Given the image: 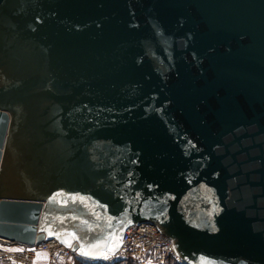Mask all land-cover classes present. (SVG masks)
Segmentation results:
<instances>
[{
    "label": "water",
    "instance_id": "water-1",
    "mask_svg": "<svg viewBox=\"0 0 264 264\" xmlns=\"http://www.w3.org/2000/svg\"><path fill=\"white\" fill-rule=\"evenodd\" d=\"M140 223L264 264V0H0V239Z\"/></svg>",
    "mask_w": 264,
    "mask_h": 264
},
{
    "label": "built area",
    "instance_id": "built-area-1",
    "mask_svg": "<svg viewBox=\"0 0 264 264\" xmlns=\"http://www.w3.org/2000/svg\"><path fill=\"white\" fill-rule=\"evenodd\" d=\"M14 244L17 243L0 239V264H71L73 256H79L71 247L54 238L32 245L18 244L13 247ZM127 258L136 264H163L168 258L176 264H185L177 256L171 239L150 223L130 225L124 232L121 246L114 253L92 262L103 264Z\"/></svg>",
    "mask_w": 264,
    "mask_h": 264
},
{
    "label": "snow or ice",
    "instance_id": "snow-or-ice-1",
    "mask_svg": "<svg viewBox=\"0 0 264 264\" xmlns=\"http://www.w3.org/2000/svg\"><path fill=\"white\" fill-rule=\"evenodd\" d=\"M55 199V197H53ZM77 199V198H73ZM83 200V198H79ZM55 234L58 239H62V242L65 243L68 247H71V240H75L76 236L73 233H67L64 235L62 238L60 233H53L52 231L49 230V235ZM68 237H71V240L68 239ZM121 237H117L115 234H112L109 238L108 241L105 243H100V244H92L88 247L81 246L79 251L82 255L89 256V255H102L105 258H107V252H101L98 251L101 248H107V251H115V248L119 246V240ZM111 244V246H109ZM39 256V254H37Z\"/></svg>",
    "mask_w": 264,
    "mask_h": 264
},
{
    "label": "trees",
    "instance_id": "trees-1",
    "mask_svg": "<svg viewBox=\"0 0 264 264\" xmlns=\"http://www.w3.org/2000/svg\"><path fill=\"white\" fill-rule=\"evenodd\" d=\"M85 262L89 263L90 261L75 255L72 258L71 264H84ZM95 264H98V263L96 262ZM103 264H136V262L132 259L127 258L121 261H114L111 263H103ZM163 264H176V263L172 258H168Z\"/></svg>",
    "mask_w": 264,
    "mask_h": 264
},
{
    "label": "rangeland",
    "instance_id": "rangeland-1",
    "mask_svg": "<svg viewBox=\"0 0 264 264\" xmlns=\"http://www.w3.org/2000/svg\"><path fill=\"white\" fill-rule=\"evenodd\" d=\"M83 259H85V258H83ZM86 260H87V259H86ZM90 262H92V260H90ZM90 262H89V263L85 262V263H87V264H91ZM85 263H84V264H85ZM95 263H96V262H92V264H95Z\"/></svg>",
    "mask_w": 264,
    "mask_h": 264
},
{
    "label": "bare ground",
    "instance_id": "bare-ground-1",
    "mask_svg": "<svg viewBox=\"0 0 264 264\" xmlns=\"http://www.w3.org/2000/svg\"><path fill=\"white\" fill-rule=\"evenodd\" d=\"M18 245V243L17 244H14L13 245V247H15V246H17ZM103 257H101L100 259H102ZM91 260H96V259H91Z\"/></svg>",
    "mask_w": 264,
    "mask_h": 264
}]
</instances>
